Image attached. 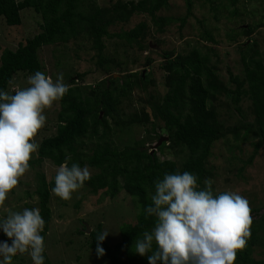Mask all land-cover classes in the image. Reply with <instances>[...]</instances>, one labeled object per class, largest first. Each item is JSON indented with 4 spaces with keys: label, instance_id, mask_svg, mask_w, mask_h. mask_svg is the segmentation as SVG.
Here are the masks:
<instances>
[{
    "label": "trees",
    "instance_id": "trees-1",
    "mask_svg": "<svg viewBox=\"0 0 264 264\" xmlns=\"http://www.w3.org/2000/svg\"><path fill=\"white\" fill-rule=\"evenodd\" d=\"M171 1L111 0L110 5L101 6L97 0H0V17L10 26L22 24L21 11L28 7L33 8L42 20L41 32L21 41L16 49L5 48L1 53L0 91L14 95L17 85L13 84H16L20 74L34 75L37 71L42 72L44 65L40 50L43 47L69 42L77 39L81 33L87 35L88 40L92 42L91 48L96 50V55L93 56L96 69L108 75L95 86L89 87H81L76 82V78L83 81L89 72L68 77L69 91L60 100L56 131L42 139L38 156L30 160V169L39 166V170L35 174V189L26 190L24 197L28 200L37 197V205L45 221L44 230L41 232L44 244L52 219L51 199L56 175L50 180L47 179L42 169L45 161H50L58 167L67 162L69 166L77 163L82 168H93L95 172L84 183V187L93 194L102 191L101 193L113 198L124 190L132 196L139 211L136 219L132 223L121 225V238L113 246L105 240L100 242V246L105 250L109 264H149L148 256L151 252L141 256L135 251L134 245L137 239L142 238L144 231H151L154 227L155 217L146 218L144 210L152 204L151 196L155 194V183L162 180L166 173L189 172L196 175L198 190H204L206 178L213 174L212 169L207 168V163L214 144L229 134L243 140L258 138L253 142V152L238 168L240 176L264 147V58L251 39L256 28L264 26V20H259L255 25L247 24L246 28L243 26L240 31L235 27L228 32L231 40L235 41L244 33L249 41L240 44L243 48L246 47L242 52L245 77L241 78L229 70L234 88L216 73L217 67L211 63L209 52L203 53L199 47H194L188 54H176L175 50L165 51L163 67L169 72L166 77L168 91L162 100L151 94L149 99L143 101L150 106L153 120L148 123L145 108L129 115L123 112V104L133 98V92L137 89L147 91L154 81L150 71L146 73L142 69L128 70L127 62L110 57L106 53L108 39L118 38L123 46H136L143 51L150 47L146 41L149 34L165 32L167 26L175 20L180 21V27H184L189 18L193 17L200 25V35L213 44L218 43L212 34L213 30L206 25L207 20L194 14L196 0H185L184 16L159 15L160 11L169 7ZM216 1V5L214 0L205 1L211 4L216 19L224 13V9L229 10L230 19L241 15L242 11L237 6L241 0H225L226 3L222 0ZM134 15H146L149 21L140 20L128 30L114 33L110 31L111 26L129 22ZM150 22L155 27L153 31L149 28ZM152 62L153 59L148 57L144 68ZM115 70L123 74L114 77ZM222 94L231 98L234 109L242 114L245 121L233 126H226L221 122L214 103ZM244 96L250 98L252 103L253 121L250 122L246 121L247 115L240 105ZM108 117L114 119L116 126L121 130L137 125H151L152 129H147V138L152 143L153 137L154 142L160 140L163 136L161 132L167 133L169 140L163 141L153 151L144 139H133L120 147L114 140L113 134L116 130ZM156 120L162 122L163 126L157 128ZM242 130L244 134L241 137ZM237 147L242 153L243 148L238 144ZM165 155L168 157H163ZM183 156L186 158L179 165L178 159ZM68 157L71 159H67ZM233 159L243 158L233 154ZM25 207L36 208L28 202ZM257 207H250L251 236L247 247L238 252L234 264H264V259L255 257L257 249L264 248V215L254 216V213L259 211ZM101 232L102 224L99 223L88 235L87 242L96 252V237ZM1 236L11 245V239L3 230ZM124 252L128 255L127 260L122 256ZM43 255L44 264H54L46 248ZM157 264L163 262L157 261Z\"/></svg>",
    "mask_w": 264,
    "mask_h": 264
},
{
    "label": "rangeland",
    "instance_id": "rangeland-1",
    "mask_svg": "<svg viewBox=\"0 0 264 264\" xmlns=\"http://www.w3.org/2000/svg\"><path fill=\"white\" fill-rule=\"evenodd\" d=\"M205 1L196 0L194 14L199 18L207 20L206 25L213 30L212 34L217 39V44H213L200 35V25L193 17L189 18L184 27H180V21L175 20L167 26L165 32L149 34L146 41L150 47L143 51L136 46L131 48L123 46L122 41L118 38L107 40L106 53L110 57H117L127 62L128 70L135 71L142 69L146 73L150 71L151 79L154 81L153 85H149L147 91L137 89L133 92V98H129L128 100L130 101H125L123 112L126 115L136 111L140 112L142 108H145L148 114V123L150 124L153 120L154 117L150 106L146 105L143 101L149 99L151 94L162 100L168 91L169 86L166 83V77L169 72L163 67V52L165 51L175 50L176 54H188L194 47H199L201 52H209L211 63L217 67L216 73L231 88H234L235 84L231 82L229 70L234 74L240 75L241 78L245 77L242 52L246 47L243 48L240 44L249 42L247 41L248 37L242 33L234 41L229 39L228 32L235 27L239 28L240 31L243 26L246 28L247 24L255 25L259 23V20H264V0L239 1L237 6L240 7L242 13L240 16L232 19L229 18V10L226 9H224L223 15L221 14L216 19L214 12L211 10V4ZM214 1L216 5L217 1ZM222 1L224 3L227 2L225 0ZM97 2L101 6L111 4V0H97ZM185 13V0H172L169 7L160 11L159 15L180 17L184 16ZM21 14L23 22L18 26H10L6 23L5 19L0 17V56L5 48L16 49L21 41L41 32V16L33 8H25L21 11ZM143 19L148 20V17L146 15H134L129 22L111 26L110 31L114 33L128 30ZM149 28L152 31L155 30L151 22ZM251 39L262 52L264 58V26L257 27ZM91 46L92 42L88 40L87 35L81 33L77 39H72L69 42L43 47L40 50V58L44 65L42 73L46 76H51L54 81L57 79V74L62 73L64 83L68 85V77H76L78 73L89 72L83 81H79L76 78V82L81 87L95 86L99 80L108 75H104L96 69L93 59V56L96 55V50L91 48ZM209 48L212 49L209 50ZM148 57L152 58L153 62L150 66L144 68V63ZM113 73L114 77L123 74V72L118 70H115ZM29 76L20 74L16 79V84L13 85H17L16 88L21 89L28 87L27 78ZM241 100V108L247 115L246 121H253L250 98L244 96ZM214 104L217 107L221 122L226 126H233L243 122V120L245 121L242 114H239L234 109L229 96L224 94L219 95ZM59 110L60 101L54 103L52 108L45 110L46 123L36 138L38 144L41 143L45 136L55 133L56 116ZM108 119L116 130L113 136L120 147L132 142L133 139H144L150 148L158 146V142H154V137L152 139L153 143L147 138V129L151 130V125H137L121 130L119 126H116L114 119L111 117H108ZM160 125L163 126V123L156 120V127L158 128ZM157 130L160 131V129ZM243 134L244 130L241 131V137ZM161 135L168 136L167 133L163 132H161ZM257 140L258 138L256 137L248 140L236 139L234 134H229L216 141L212 155L207 163V168L212 169L213 174L206 179L212 180V191L214 194L235 191L249 201L250 207L258 206L259 211L258 213H254V216L260 217L264 215V147L260 149L253 163L246 167L242 175L238 174V168L243 164L242 161L253 152V142ZM237 144L243 148L242 153H240L238 147L236 148ZM233 154L241 156L243 159L234 160ZM37 156L38 150L32 157ZM163 157L166 158L168 155ZM185 158L183 156L181 159H178V164L181 165ZM87 167L91 174L95 172L93 168ZM57 168L58 166L50 161H45L42 166L49 180L56 174ZM38 170L39 166L35 169H29L20 179L18 187L8 194L4 207L0 208V218L6 217L7 211L22 212L26 208V202L39 210L37 197L31 200L24 197L26 190L35 189V174ZM101 192L93 194L88 188L83 186L72 194L71 200L67 201L52 194L51 207L53 213L46 236L45 248L54 264H109V259L105 254L98 256L95 249L89 246L87 240L91 228L95 229L102 222V228H105V231L108 232L105 238L110 244H115L121 238V225L129 222L132 223L139 211L134 198L126 191L122 190L113 198ZM100 195L102 196L100 197ZM85 226H90L91 228L86 229ZM80 230L87 232L82 233ZM1 232L2 228H0V242H4ZM122 256L127 260V253H122ZM255 257L260 260L264 259L263 247L257 249ZM12 264H33V261L27 253L23 255L17 254L13 257Z\"/></svg>",
    "mask_w": 264,
    "mask_h": 264
},
{
    "label": "clouds",
    "instance_id": "clouds-1",
    "mask_svg": "<svg viewBox=\"0 0 264 264\" xmlns=\"http://www.w3.org/2000/svg\"><path fill=\"white\" fill-rule=\"evenodd\" d=\"M27 82L29 86L15 89L14 95L0 91V208L30 169V160L39 147L36 138L46 123L45 110L69 91L62 73L54 81L37 71ZM90 178L87 166L65 162L56 169L52 192L62 200H71ZM212 183L206 179V188L198 190L197 177L189 172L166 173L158 180L152 204L144 210L146 218L155 217L154 227L135 241V251L141 256L151 252L149 264H234L251 236L250 204L235 191L214 196ZM44 226L36 208L7 211L6 217L0 218V228L12 243L0 242V264H12L13 257L25 253L33 264H44ZM107 234L102 228L96 237L98 256L105 251L100 242L114 245L105 238Z\"/></svg>",
    "mask_w": 264,
    "mask_h": 264
},
{
    "label": "water",
    "instance_id": "water-1",
    "mask_svg": "<svg viewBox=\"0 0 264 264\" xmlns=\"http://www.w3.org/2000/svg\"><path fill=\"white\" fill-rule=\"evenodd\" d=\"M164 139L167 140L168 138H167V137H163V138H161V139L159 140V142H158V145L161 144L162 141H163Z\"/></svg>",
    "mask_w": 264,
    "mask_h": 264
}]
</instances>
